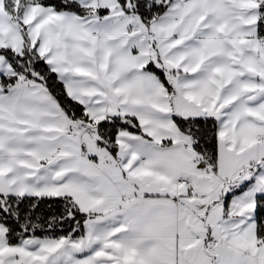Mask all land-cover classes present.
<instances>
[{"label":"snow or ice","instance_id":"6c2138e0","mask_svg":"<svg viewBox=\"0 0 264 264\" xmlns=\"http://www.w3.org/2000/svg\"><path fill=\"white\" fill-rule=\"evenodd\" d=\"M0 264H264V0H0Z\"/></svg>","mask_w":264,"mask_h":264}]
</instances>
